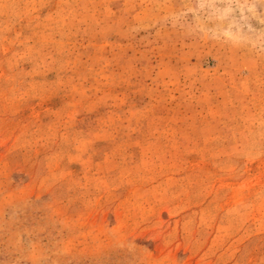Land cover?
Instances as JSON below:
<instances>
[{
	"label": "rangeland",
	"instance_id": "1",
	"mask_svg": "<svg viewBox=\"0 0 264 264\" xmlns=\"http://www.w3.org/2000/svg\"><path fill=\"white\" fill-rule=\"evenodd\" d=\"M0 264H264V0H0Z\"/></svg>",
	"mask_w": 264,
	"mask_h": 264
}]
</instances>
